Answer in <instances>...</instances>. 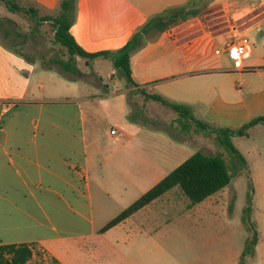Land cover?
Masks as SVG:
<instances>
[{
    "label": "crops",
    "instance_id": "1",
    "mask_svg": "<svg viewBox=\"0 0 264 264\" xmlns=\"http://www.w3.org/2000/svg\"><path fill=\"white\" fill-rule=\"evenodd\" d=\"M59 1L32 0L34 9L18 12L4 6L2 14L5 19L21 14L34 27L28 35L8 29L0 36V246H33V253L38 251L56 264H134L119 250L158 247L148 241L154 229L146 227L153 221L161 228L168 213L150 207L169 192L115 226L104 228L171 170L164 162H147L142 153L140 156L135 136L117 137L112 130L97 128L98 110L87 111L89 118L84 110V104L93 103L91 98L58 96L57 91L44 90L34 73L32 52H28L37 48L28 49L27 41L41 45L43 33L36 26L48 25L41 19L52 16ZM202 1L77 0L70 34L82 50L92 41L125 43L124 47L139 37L146 38V43L130 53L131 79L136 85L130 91L140 89L151 95L146 91L158 88L157 83L172 77L182 79L183 96L188 99L184 105L200 111L208 103L211 108L203 118L208 123L219 121L217 111L222 109L225 125L224 116L235 119L246 113L250 117L243 99L230 100L234 96L224 79L231 71H244L254 54L249 45L250 54L242 68H235L223 51V39L212 36L202 24L198 9ZM188 4L190 18H186ZM167 11L170 15L161 24L148 23L147 19ZM176 15L181 18L175 20ZM263 25L264 16L254 18L239 34L248 38ZM263 37L258 40L264 45ZM164 60H173V72L158 78L144 76L150 64ZM138 185L142 195L129 200L131 187ZM127 200L126 206L121 204ZM134 230L146 241H134Z\"/></svg>",
    "mask_w": 264,
    "mask_h": 264
},
{
    "label": "rangeland",
    "instance_id": "2",
    "mask_svg": "<svg viewBox=\"0 0 264 264\" xmlns=\"http://www.w3.org/2000/svg\"><path fill=\"white\" fill-rule=\"evenodd\" d=\"M76 3L77 0H72L73 18ZM18 5L25 10L34 9L32 0H18ZM4 6H0V36L8 29L28 35L30 28L34 27L32 22L22 20L25 18L21 14L15 19H5L2 15L6 10ZM187 9L186 18H190L192 12L189 11V4ZM198 9L202 12L200 17L205 30L212 36L223 39L225 47L229 42L243 37L239 32L251 26L254 18L256 21L264 16V0H203ZM169 15L170 12L167 11L147 21H157L161 24ZM174 18L178 20L181 17L176 15ZM47 24L36 26L37 31L43 33L41 45L38 41H27L28 49H34V45L37 48L28 52H32L30 54L35 67L34 73L42 81L44 90L57 91L58 96L91 98L92 104H84L86 117L89 118L87 111L97 109V128L112 130L117 133V137L135 136L134 141L140 149V156L142 153L147 162H164L165 167L172 171L197 152L207 155L219 154L228 162L230 158L213 132L218 128L213 125L236 130L251 119L264 117V45L258 40L259 36H264V25L259 32L248 36L254 56L245 63L246 69L242 72L231 71L224 79L234 96L230 100L236 102L240 98L243 99L242 103L249 109L250 117H247L246 113L235 119L224 116V125L221 109L217 111L220 120L208 123L203 118H206L204 113L211 108L209 104L201 105L200 111H196L197 108L191 105L192 118L211 125L212 129L202 131L190 121L186 123L185 128H192L189 133L184 134L176 122L178 115L170 108L145 100L143 94L130 93L126 79L114 68L111 60L96 58L86 64V59L76 57V69L65 73L57 62L68 59L66 50L53 42L52 27ZM20 37L26 39L24 36ZM146 40L143 37L136 39L133 50L141 47ZM124 44L92 41L85 45L84 50L116 55ZM172 62L173 60H164L150 64L144 70V76L158 78L170 74L175 70ZM172 78L157 83L158 88L150 87L146 92L158 95L167 102L184 105L188 99L183 96L185 89L182 79ZM135 83L139 85V79H136ZM214 107L215 105L212 108ZM230 143L247 163L245 168L236 166L240 170L235 174L230 186L206 199L197 210L189 212H186L188 208L184 196L177 190H172L150 207L155 212L164 210L168 213L165 220H161L160 229V224L158 226L153 221L146 227V230L154 229L155 233L148 241L156 243L158 247L119 252L128 255V260L134 264H264V125L250 128L244 137H231ZM142 160L144 161L141 157ZM142 192L140 185L133 186L128 199L132 201L142 195ZM248 197L252 198L249 219L257 231V244L254 254L243 258L245 243L252 238L248 220L243 216ZM121 204L126 206L128 200ZM117 236L120 237L119 234ZM133 240L144 239L141 238L140 232L134 230ZM95 256L90 258L94 259ZM26 264L52 263L48 256L34 251Z\"/></svg>",
    "mask_w": 264,
    "mask_h": 264
},
{
    "label": "trees",
    "instance_id": "3",
    "mask_svg": "<svg viewBox=\"0 0 264 264\" xmlns=\"http://www.w3.org/2000/svg\"><path fill=\"white\" fill-rule=\"evenodd\" d=\"M0 5H5L11 12L25 10L18 5V0H0ZM41 22H49L52 27L53 42L59 44L66 50L68 59L66 61L58 60L57 62L64 71L70 72L76 69V57L86 59V64L88 61L96 58H106L113 62L114 68L126 79L128 88L136 86L131 79L129 67L130 53L133 50V44L131 45V43H128L114 55L110 52L89 54L75 43L70 34L73 22L72 0H60L54 14H52V16L43 17ZM131 92L143 94L145 100H151L170 108L178 115L176 122L179 124L178 128L184 134L189 133L192 128V126L185 128L186 123L190 121L196 128L202 131L206 132L212 129L208 124L193 119L191 109L186 105L167 102L158 95H148L140 89L130 91V93ZM256 125H264V117L251 119L236 130L225 128L214 130L213 132L216 134L220 146L230 158L228 162L219 154L207 155L203 152L193 154L171 171L158 184L144 193L136 202L125 209L115 219L110 221L104 229L115 226L136 211L174 189L184 196L187 202V208L189 209L230 186L235 174L239 172V168H245L247 166L244 158L230 143V138L244 137L247 135V131ZM251 200V197L247 198V207L243 209V216L248 220L252 232V238L245 243L243 258L247 255L252 256L254 254V247L257 244V231L255 225L250 222L249 219L251 213ZM34 248L33 246L27 245L0 246V264H26L32 258ZM51 263L56 264L53 260H51Z\"/></svg>",
    "mask_w": 264,
    "mask_h": 264
},
{
    "label": "built area",
    "instance_id": "4",
    "mask_svg": "<svg viewBox=\"0 0 264 264\" xmlns=\"http://www.w3.org/2000/svg\"><path fill=\"white\" fill-rule=\"evenodd\" d=\"M225 50L227 58L233 62L235 68L241 69L243 60L250 54L249 40L247 37H240L237 40L229 42L223 49ZM221 51H216V54ZM114 134V131L110 132Z\"/></svg>",
    "mask_w": 264,
    "mask_h": 264
}]
</instances>
